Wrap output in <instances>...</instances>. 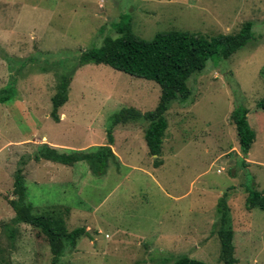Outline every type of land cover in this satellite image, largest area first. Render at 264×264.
I'll list each match as a JSON object with an SVG mask.
<instances>
[{
	"label": "rangeland",
	"instance_id": "obj_1",
	"mask_svg": "<svg viewBox=\"0 0 264 264\" xmlns=\"http://www.w3.org/2000/svg\"><path fill=\"white\" fill-rule=\"evenodd\" d=\"M151 41L183 31L206 38L236 34L252 22L253 41L231 58L211 59L188 80L192 96L173 102L165 117L163 165L155 167L145 141L149 122L113 129L106 175L87 162L64 166L33 161L43 145L60 153L90 152L108 143L112 118L126 108L153 111L161 88L108 65L73 73L82 52L117 38L121 18ZM7 57L10 61L3 59ZM73 73L69 101L52 117L59 77ZM0 264H52L40 229L13 223L14 177L25 162L33 215L69 212V232L85 228L61 264H173L188 256L223 264L217 205L229 193L237 264H264V211L245 207L248 189L264 192V0H0ZM242 106L256 133L244 156L231 115Z\"/></svg>",
	"mask_w": 264,
	"mask_h": 264
},
{
	"label": "trees",
	"instance_id": "obj_2",
	"mask_svg": "<svg viewBox=\"0 0 264 264\" xmlns=\"http://www.w3.org/2000/svg\"><path fill=\"white\" fill-rule=\"evenodd\" d=\"M252 22L246 23L236 34L218 35L211 39L201 35L169 31L158 33L151 41L143 40L135 34L132 19L121 18L114 27L117 38L107 37L100 48H90L82 52L73 73L90 64L108 65L116 71L130 76L152 80L161 88V96L157 107L153 111L142 113L135 108L123 109L112 118L108 128V143L94 151L60 153L55 148L43 145L32 158L33 161H51L64 166H73L79 162H87L93 174L106 175L109 166L117 163L113 151V129L119 124H128L140 119L149 122L145 132V141L152 156H157L155 167L163 165L159 158L168 120L165 117L173 102L186 103L192 96L188 87V80L195 74L201 73L211 59L227 60L239 50L245 48L253 41ZM3 59L9 60L7 57ZM77 72V71H76ZM73 73L59 77L57 93L52 98V119L60 122L59 110L69 101V88ZM17 94L15 83H10L8 88L0 90V103H11ZM264 111V98L257 105ZM249 110L238 106L232 113L231 119L235 125L240 151L247 156L256 141V133L248 121ZM14 177L15 199L10 205L15 212L13 223L26 224L40 229L47 237L52 253V264H61L67 247L75 248L77 242L88 236L85 228H77L71 232L67 229L66 220L70 211L66 213L60 209H53L42 215H33V207L27 202V188L24 177L25 162ZM245 207L248 211L260 209L264 211V192L248 189ZM229 193H225L217 205L218 237L221 242V261L223 264H237L235 257L234 230L232 225L231 210L229 207ZM173 264H207L192 259L188 256L179 257Z\"/></svg>",
	"mask_w": 264,
	"mask_h": 264
},
{
	"label": "crops",
	"instance_id": "obj_3",
	"mask_svg": "<svg viewBox=\"0 0 264 264\" xmlns=\"http://www.w3.org/2000/svg\"><path fill=\"white\" fill-rule=\"evenodd\" d=\"M248 117H249V114H248ZM112 148H114V146L112 147ZM114 151V150H113ZM250 153V152H249ZM249 155V154H248Z\"/></svg>",
	"mask_w": 264,
	"mask_h": 264
},
{
	"label": "water",
	"instance_id": "obj_4",
	"mask_svg": "<svg viewBox=\"0 0 264 264\" xmlns=\"http://www.w3.org/2000/svg\"><path fill=\"white\" fill-rule=\"evenodd\" d=\"M154 157H157V156H154Z\"/></svg>",
	"mask_w": 264,
	"mask_h": 264
}]
</instances>
